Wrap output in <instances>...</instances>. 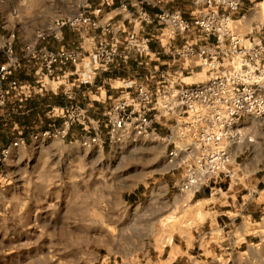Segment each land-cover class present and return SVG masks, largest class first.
Listing matches in <instances>:
<instances>
[{"label":"rangeland","instance_id":"1","mask_svg":"<svg viewBox=\"0 0 264 264\" xmlns=\"http://www.w3.org/2000/svg\"><path fill=\"white\" fill-rule=\"evenodd\" d=\"M74 5L75 0H0V62L10 46L17 57L14 78L47 97L36 102V116L26 100L12 96L3 113L8 120H0V264H264V183L253 182L264 176V125L254 124L256 143L231 148V178L194 195L181 192L175 186L181 169H171L166 160L171 146L134 134L116 142L110 136L117 94L103 100L104 93L123 90L128 82L127 75L125 81L113 77L123 76L119 55L110 66L117 68L109 71L104 53L96 50L95 60L87 52L90 70L63 68L64 81L49 84V95L28 73L24 65L35 59L29 51L45 42L56 45L57 39L44 34L55 18L70 16ZM255 20L249 13L241 30ZM67 43L76 48L74 31ZM172 59H161L166 63L160 70L178 73L185 84L206 78L199 60L190 61L195 67L189 71L187 60ZM147 80L154 79L141 82ZM69 104L87 111L89 128L44 135L58 125L59 108ZM157 129L170 133L164 124ZM15 139L21 140L17 146ZM231 190L251 196L248 202L239 198L247 215L237 214L226 198Z\"/></svg>","mask_w":264,"mask_h":264},{"label":"built area","instance_id":"2","mask_svg":"<svg viewBox=\"0 0 264 264\" xmlns=\"http://www.w3.org/2000/svg\"><path fill=\"white\" fill-rule=\"evenodd\" d=\"M93 1L75 0L73 13L55 18L44 35L59 39L66 26L73 30L80 25L97 27L98 20L87 12ZM98 1L92 13H100L102 6L115 0ZM166 1L144 0L156 11L140 14L145 24L157 23L159 33L132 30L120 52L116 47L108 49L104 41L99 42L101 51L96 52L104 53L107 62L117 55L128 60L134 55L159 57L160 52L173 59L199 60L206 73L203 81L185 84L178 73H162L154 90L137 85L133 94L116 99L109 120L113 142L122 134H134L171 146L166 160L171 169H181L175 186L194 195L212 183L231 178V148L256 143L254 124L264 125V11L248 31L241 30L249 13L260 6L264 10V0H191L198 11L190 18L180 9H162ZM103 29L108 32L109 25ZM29 52L52 79L81 58L76 50L64 47L33 48ZM194 67L189 63L184 69L192 71ZM16 68L17 57L9 46L6 60L0 62V117L14 91H19L21 99L32 93L30 83L14 78ZM59 109L58 125L44 135L64 137L73 126L89 128L91 120L85 109L73 104ZM158 124L166 125L170 133L161 135ZM19 142L15 139L12 145Z\"/></svg>","mask_w":264,"mask_h":264},{"label":"crops","instance_id":"3","mask_svg":"<svg viewBox=\"0 0 264 264\" xmlns=\"http://www.w3.org/2000/svg\"><path fill=\"white\" fill-rule=\"evenodd\" d=\"M97 5H99L98 0H94L91 7L87 10V12L91 13L92 16L98 20L97 27L94 28V27H90L87 25H80L77 29L73 30L70 27L66 26L61 30V35H60V38L57 39L56 45L54 44L52 45L49 42H45V44L42 47V48L53 49V50L64 47V48L76 50L77 52H79L80 57H81L80 62L74 66L75 67L74 72L76 73L84 74L85 72H88L90 70L89 63L88 61L85 60L87 57L86 53L88 52V57L93 56L94 58L95 51L98 49V45L100 41H104L107 47L108 46L116 47L117 49L121 50L123 47L122 44H123L124 39L126 38V35L132 30H138L140 34H143L146 31L158 32V33L160 31V28L157 23L145 24L143 19H140V14L142 11H147L150 14H154L156 11V9L150 8L149 5H147L144 2V0H115L113 4L102 6L100 13H92L93 9L97 7ZM161 8L166 9V10L180 9L183 15L187 18L192 17L198 11L197 7L193 4L191 0H169V1L164 2L161 5ZM263 11H264L263 6H260V9L258 7L256 11L252 12L253 18H261L263 16ZM136 19H138L139 21H136ZM106 25H109L108 32H106L103 29ZM70 30L74 31L75 33V39L78 43L76 45V48H70L69 44L67 43ZM152 49H154L155 51L157 50L155 43L152 44ZM166 58L167 56H165L161 52H160L159 57H147V56H141V55H134L132 58L128 60H124L121 58L120 62L122 63V67L124 68L122 69L123 76L120 75V76H113V77H116L117 79L122 78L123 81H125V78L123 77L127 75L128 82L125 83L123 90L122 89H120L119 91L107 90L108 95H106V92H105L103 100H105L106 97L111 99L112 95L114 94L115 95L117 94L114 100L118 98L127 97V95L134 93V91H132L131 89L135 90L137 85H143L145 87H148L154 90L160 80L162 73H167L170 76L173 75L170 73V71L164 72L160 70L159 68V64L166 63L165 61H161V59L165 60ZM115 60L117 59H114V61ZM112 62L113 61L109 63V69H108L109 71H114L117 68V67L110 68V66L114 65ZM153 62H156V64L153 65L154 68L149 69L148 68L149 63L153 64ZM172 62L175 63V59H172ZM187 63L189 64L190 61H187ZM24 66H27V71L28 73L31 74L33 78L37 77L36 81L40 82V85L45 86L46 95H49L47 91L48 90L47 86L51 83L60 82L61 79L64 77V75L67 74L66 72L61 71L58 74V76L53 79L51 77L46 76L41 66V63L40 61H38V59H32L31 61H29L27 65L25 64ZM69 66H72V65H69ZM134 67H136L137 69L135 70ZM96 68L97 66L93 65V69H96ZM142 68H145L146 71L144 70L142 71V73H137V71H139V69L141 70ZM117 72L120 73L119 71ZM144 77L147 79L149 77L154 80H151V84L148 83V80L146 83L141 82V80ZM54 88H58V85H55ZM50 90H53V88H50ZM15 95L20 96L19 91H14L12 95L9 97V99ZM40 96H43V97H40ZM9 99H8V102H9ZM19 100H22L21 96ZM23 100H26V103L30 104V108L28 109V111L33 115L39 116V113L36 112V106H35L36 102L38 100L46 101L47 97L44 96L41 89L38 90L35 87H33L31 95L27 98H23ZM47 106L50 107V104H48ZM6 109H7V105L4 111H6ZM47 113L48 112H46V114ZM4 116L6 117V114H4L3 119H0V120L7 121L8 119H6ZM9 122H6V123H9ZM253 182L255 183L256 186L257 184H260V182L264 183V176H262L261 178L254 179ZM226 191L228 192V189ZM226 191H225V194H226ZM229 192L231 193L229 195L226 194L225 196L228 200L231 199V201L239 208L236 210L237 214H240L242 216L247 215L241 212L243 209V206L241 205V202H239V198H242V200H244L242 202H248L251 196L250 195H240L239 190H231ZM248 215L251 217V219H254L251 214H248Z\"/></svg>","mask_w":264,"mask_h":264}]
</instances>
